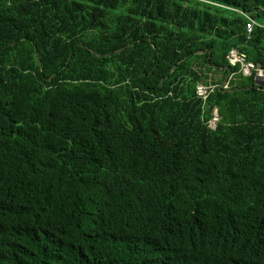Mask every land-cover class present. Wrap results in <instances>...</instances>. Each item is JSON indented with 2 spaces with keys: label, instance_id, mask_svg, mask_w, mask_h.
Masks as SVG:
<instances>
[{
  "label": "trees",
  "instance_id": "1",
  "mask_svg": "<svg viewBox=\"0 0 264 264\" xmlns=\"http://www.w3.org/2000/svg\"><path fill=\"white\" fill-rule=\"evenodd\" d=\"M239 12L264 26V0H0V264H264V83L219 90L232 48L264 68Z\"/></svg>",
  "mask_w": 264,
  "mask_h": 264
},
{
  "label": "built area",
  "instance_id": "2",
  "mask_svg": "<svg viewBox=\"0 0 264 264\" xmlns=\"http://www.w3.org/2000/svg\"><path fill=\"white\" fill-rule=\"evenodd\" d=\"M239 13L243 15V17L247 21L244 28L246 35L251 34L255 27L264 29L263 25L258 24L250 16L241 12ZM225 59L227 62V67H229L230 69L236 68L237 73L241 74L243 77L253 78L257 84L264 83V68L260 64L248 60L247 55L244 52L240 51L237 48H232L226 54ZM213 90V87L199 83L195 87V94L197 98L205 102L213 93ZM219 121L220 118L218 109L216 107H213L211 109L210 118L206 123V129L211 132L215 131V128L216 126H218Z\"/></svg>",
  "mask_w": 264,
  "mask_h": 264
},
{
  "label": "water",
  "instance_id": "3",
  "mask_svg": "<svg viewBox=\"0 0 264 264\" xmlns=\"http://www.w3.org/2000/svg\"><path fill=\"white\" fill-rule=\"evenodd\" d=\"M132 46V44L128 45V47ZM124 50L123 49H120V50H117L115 51L113 54L116 55V54H119L120 52H122ZM199 54H204L206 53L205 51H199L198 52ZM209 56H210V53L208 52ZM98 57H100V55H97ZM110 55H104V57H109ZM35 60H36V64L37 66L39 67L40 66V61H39V57H38V54L37 52L35 51ZM209 60V59H208ZM68 63V62H67ZM206 66L207 67H215L214 65H211L209 62L206 63ZM176 66H173L170 71H169V74L173 72V70L175 69ZM225 71H226V75L223 79V81L221 82L220 86H219V90L222 91V92H233V91H240V90H243V89H235V90H226V86L228 84V81H229V77H230V74H231V69L229 67H225L224 68ZM165 80V79H164ZM164 80L161 81V83L159 84V86H161L164 82ZM262 85V83H260V86ZM264 89V87L262 88Z\"/></svg>",
  "mask_w": 264,
  "mask_h": 264
},
{
  "label": "crops",
  "instance_id": "4",
  "mask_svg": "<svg viewBox=\"0 0 264 264\" xmlns=\"http://www.w3.org/2000/svg\"><path fill=\"white\" fill-rule=\"evenodd\" d=\"M203 84V83H202ZM205 85V84H204ZM258 85H260V84H258Z\"/></svg>",
  "mask_w": 264,
  "mask_h": 264
}]
</instances>
